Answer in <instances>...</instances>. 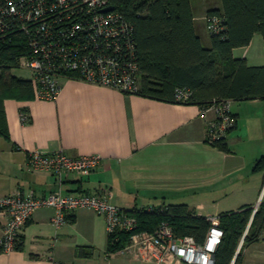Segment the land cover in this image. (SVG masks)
<instances>
[{
  "label": "crops",
  "instance_id": "1",
  "mask_svg": "<svg viewBox=\"0 0 264 264\" xmlns=\"http://www.w3.org/2000/svg\"><path fill=\"white\" fill-rule=\"evenodd\" d=\"M213 2L190 0L194 32L205 48L211 46L207 11L221 9ZM260 44L263 38L254 34L248 46L235 48L232 55L254 66ZM3 108L0 197L18 190L43 196L60 189L78 196L103 189L110 192V203L125 211L184 204L191 214L216 218L257 209L264 201V167L254 169L264 156V99L231 101L235 126L223 143L225 150L203 141L206 122L196 104L165 102L75 78H61L53 100L33 94L5 99ZM21 110L30 116L27 123L20 120ZM35 150L71 157L97 154L102 160L89 176L69 175L59 185L52 173L28 167V154ZM53 214L50 207L37 210L24 228L22 248L0 252V264H151L109 256L104 218L92 210L76 209L60 227L51 224ZM6 220L0 213V236ZM77 247H90L92 255L77 256ZM241 264H264V228L244 248Z\"/></svg>",
  "mask_w": 264,
  "mask_h": 264
},
{
  "label": "built area",
  "instance_id": "2",
  "mask_svg": "<svg viewBox=\"0 0 264 264\" xmlns=\"http://www.w3.org/2000/svg\"><path fill=\"white\" fill-rule=\"evenodd\" d=\"M108 6V0H0V45L17 36L22 38L24 51L17 68L28 72L37 99H55L63 77L124 93L137 91L140 71L133 28L115 10L104 11ZM221 23V17L207 18L208 32L217 34ZM189 96L187 87H175V102L184 103ZM230 104V99H218L199 107V116L206 122L205 143L224 142L234 128ZM19 117L27 123L30 116L21 110ZM101 160L97 154L71 157L63 151L35 150L28 154L27 165L34 171L52 173L60 185L69 175L89 176ZM109 197L110 192L103 189L78 196L63 194L60 189L43 196L18 190L0 197V213L7 219L0 236V252L16 250L24 228L37 210L52 208L51 224L60 227L76 209L84 208L104 218L107 235L117 231L130 233L126 245L107 253L109 256L151 264H213L212 255L222 237L218 227L210 228L202 245L192 236H176L166 222L153 232L136 231L135 218L110 203ZM145 209L151 211L153 207ZM157 210L161 213L164 209ZM206 218L213 223L218 220Z\"/></svg>",
  "mask_w": 264,
  "mask_h": 264
},
{
  "label": "trees",
  "instance_id": "3",
  "mask_svg": "<svg viewBox=\"0 0 264 264\" xmlns=\"http://www.w3.org/2000/svg\"><path fill=\"white\" fill-rule=\"evenodd\" d=\"M221 9H210L207 18H222L221 30L210 34L211 46H202L193 28L190 0H108L132 26L140 78L135 93L153 99L175 102L174 89L187 87L190 96L181 104L202 107L212 100L231 101L264 99V66H248L245 59L234 58L235 48L249 45L254 34L264 41V0H220ZM24 51L20 36L0 45V118L5 99H28L33 96L29 80L16 78L10 70L17 68ZM177 103V102H175ZM1 135H5L0 132ZM6 136V135H5ZM225 142V141H224ZM224 142L214 144L225 150ZM264 167V156L254 169ZM153 207V206H149ZM127 211L137 223L136 231L153 232L166 222L176 236H192L202 245L211 227L221 229L222 237L213 255V264H241L242 250L256 242L264 228V201L252 208L221 214L216 222L191 214L187 205L173 204ZM157 208H163L160 213ZM243 244L235 257L247 229ZM130 233L117 231L107 235V253L124 247ZM117 238V241H114ZM22 248V238L16 250ZM75 254L90 257V247H77Z\"/></svg>",
  "mask_w": 264,
  "mask_h": 264
},
{
  "label": "rangeland",
  "instance_id": "4",
  "mask_svg": "<svg viewBox=\"0 0 264 264\" xmlns=\"http://www.w3.org/2000/svg\"><path fill=\"white\" fill-rule=\"evenodd\" d=\"M202 1V0H201ZM206 1V3H212V4H215L213 1L214 0H205ZM215 1H217V4H220L221 5V2L219 1V0H215ZM205 31H206V33H208L209 34V32H208V30H207V27H205ZM255 53H256V59L258 58V60L257 61H255V65L254 66H264V59H263V53H264V46H263V44H260V45H258V47H257V45H256V47H255ZM251 54V53H250ZM249 54V55H250ZM10 73L13 75V76H15L16 78H19V79H23V80H29L30 79V76H29V74H28V72L27 71H25V70H21V69H19V68H13V69H11L10 70ZM232 131V129L229 131V132H231ZM229 134V133H228ZM228 136V135H227ZM245 248V247H244ZM244 248H243V250H244ZM243 250H242V253H243Z\"/></svg>",
  "mask_w": 264,
  "mask_h": 264
},
{
  "label": "water",
  "instance_id": "5",
  "mask_svg": "<svg viewBox=\"0 0 264 264\" xmlns=\"http://www.w3.org/2000/svg\"><path fill=\"white\" fill-rule=\"evenodd\" d=\"M112 10H113V7H112V6H108V7H106V8L104 9V11H112ZM253 214H254V213H252V216H253ZM252 216H251L250 221H249V223H248L247 229H246V231L244 232V235H243V237H242V239H241V241H240V243H239V246H238V248H237V251H236V254H235L234 259L236 258V256L238 255V253H239V251H240V249H241V246H242V244H243V239H244V237H245V235H246V233H247V230H248V228H249V226H250V223H251V220H252Z\"/></svg>",
  "mask_w": 264,
  "mask_h": 264
}]
</instances>
